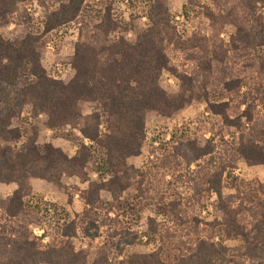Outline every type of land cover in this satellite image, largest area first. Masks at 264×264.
I'll return each mask as SVG.
<instances>
[{
  "label": "rangeland",
  "instance_id": "1",
  "mask_svg": "<svg viewBox=\"0 0 264 264\" xmlns=\"http://www.w3.org/2000/svg\"><path fill=\"white\" fill-rule=\"evenodd\" d=\"M191 1L193 3L187 14L183 12L187 0L166 2L176 29L171 42L166 37L168 40L164 44L170 65L176 66L180 72L184 70L193 75L199 72L205 76L212 68V81L206 88L207 98L211 103L221 104L227 102L229 99L226 96L230 95L232 114L241 104V98H238L234 88L238 81L245 84L241 93L249 88V102L259 105L256 100L259 94H264V76L258 73L253 63L259 53H264V49L248 56L234 54L231 38L235 29L227 23L226 14L233 10L238 0ZM91 4L83 16L90 15L96 22L104 5H112L114 18L123 28L122 36L130 44H134L137 35L149 26L146 17L149 0H91ZM218 6H223L226 11L223 16L219 15ZM53 9L51 0H17L14 8L11 2L0 5V38L13 42L21 41L29 34L36 36L39 39L36 48L48 76L67 84L75 76L72 62L80 26L77 24L79 22H74L45 34V23ZM210 12L214 18L210 17ZM49 45L53 50L48 49ZM57 65L62 67V75L57 73ZM159 85L172 95L180 89V83L167 71L162 73ZM77 107L82 116L98 112L94 103L80 102ZM206 108L207 104L202 98L169 117L155 112L146 113L141 153L127 159L124 165L126 169H134L127 172L129 187L117 203L108 193L101 192L99 201L94 200V207L90 209L86 206V201L90 199L88 192L102 181L96 173L101 149L105 152L109 150V142L105 140V124L100 127L102 138L99 144H91L82 138L74 125L63 126L55 120L56 125L52 127L46 115L33 104H27L21 117L13 122L12 127L20 128L22 132V138L14 145L15 150L25 152L31 147L50 145L61 150L68 160H58L51 165L44 155L39 158L30 156L26 172L17 175V178H22L26 174L29 180L24 198L26 214L23 222L35 237L42 238V245L46 248L61 244L56 221L76 220L77 237L71 242L77 251L88 252L89 264L97 259L103 246L109 248L111 264H129L135 255H149L158 250L161 252L158 264H175L179 254L196 237L214 243L210 264L260 263L253 261L249 255L250 246L260 236L257 248L264 256V228L259 221H254L248 211L242 212L239 217L235 214L224 215L218 208L215 194L205 191L206 179L210 174L207 165L211 166L207 162H226L231 158L232 148L238 145V132L219 118L208 117ZM258 111L264 114V106L259 105ZM198 121L205 123V126L209 124L210 130L203 128ZM212 135L215 137L212 158L188 166L190 155L179 151L180 144L195 139L205 146L204 141L212 138ZM82 143L90 147L88 153L85 151L81 154ZM5 146L0 140V150ZM81 158L83 160L80 161ZM1 178L0 173V228L8 224L1 203L6 202L18 189L16 183H3ZM102 178L107 179L105 173ZM222 186L226 199L238 193L246 204V201L260 199L264 194V166H249L243 159H238L232 177L224 176ZM46 211L54 222L43 220ZM153 221L161 237L157 236L155 242L148 243L144 235ZM90 222L98 226L95 239L86 237L83 232ZM196 222L201 223L197 231L194 228ZM91 232L93 234L96 230L92 229ZM126 232H136L141 239L135 245L119 251V235L124 236Z\"/></svg>",
  "mask_w": 264,
  "mask_h": 264
},
{
  "label": "trees",
  "instance_id": "2",
  "mask_svg": "<svg viewBox=\"0 0 264 264\" xmlns=\"http://www.w3.org/2000/svg\"><path fill=\"white\" fill-rule=\"evenodd\" d=\"M16 1L0 0V5L11 2L14 8ZM167 1L149 0L146 16L149 26L137 35L134 44H130L122 36L123 28L114 18L111 4L104 5L96 22L90 15L83 16L85 9L93 5L91 0H51L54 9L48 14L45 34L74 22H79L77 24L80 26L72 62L75 76L67 84L48 76L36 48L39 42L36 36L29 34L25 39L13 42L0 38V140L6 145L0 150V173L3 183L18 185L13 195L1 203L8 224L0 228V264H89L88 252L77 251L71 242L77 237L76 220L56 221L61 244L46 248L42 245V238L35 237L23 222L26 214L24 198L29 180L26 174L22 178H17V175L26 172L30 156L39 158L44 155L51 165L58 160H68L61 150L50 145L44 148L31 147L25 152L15 150L14 145L22 138V132L20 128L12 127L13 122L21 117L25 106L30 103L49 118L52 127L56 125L55 120L63 126L72 124L77 127L82 138L91 144H99L102 138L100 127L105 124V140L110 145L106 152L101 149L99 164L96 165V173L102 181L88 192L90 199L86 201V206L92 209L95 201H99L101 192L108 193L113 202L117 203L129 187L127 172L128 169H134H126L124 165L127 159L141 153L146 113L155 112L169 117L204 98L208 117L219 118L238 132V145L232 148L231 158L220 164L214 163V160L207 162L211 166L207 165L210 174L206 179L205 191L215 194L218 208L224 215L235 214L239 217L242 212L248 211L250 217L259 221L264 228V194L260 199L246 201V204L241 194L226 199L222 192L223 178L232 177L238 159H243L249 166H264V114L258 111L259 105L264 106V94L258 93L256 101L259 105H254L249 102L251 91L246 88L241 93L245 84L238 81L234 88L238 98H241V104L232 114L230 95L226 96L229 100L221 104L211 103L207 98L206 88L212 81V68L209 69V75L205 76L199 72L194 75L184 70L180 72L176 66L172 67L164 44L168 39L171 42L176 29L166 6ZM187 1L183 7L184 14L190 12L193 3ZM217 9L219 15L223 16L226 12L223 6ZM209 15L214 18L212 12ZM226 15L227 23L235 29L231 38L235 55L248 56L264 49V0H238L233 10ZM255 59L253 67L264 76V53H259ZM164 71L180 83L177 94H168L160 87L159 80ZM80 102L96 104L98 112L82 116L77 107ZM241 107L244 109L241 110ZM197 123L210 130L209 124L205 126L200 121ZM214 139L212 135V138L205 140V146H201L195 139L180 144L179 151L190 155L187 165L212 158ZM80 150L81 154L85 151L88 153L90 147L82 143ZM186 154L183 155L187 157ZM103 173L107 179L102 178ZM42 217L47 222L53 221L48 211ZM200 225L198 222L194 224L196 231ZM157 227L153 221L148 233L144 235L148 243L155 242L157 236H160ZM92 229L96 230L93 234ZM83 232L86 237L95 239L98 226L90 222ZM119 236V251L135 245L141 239L136 232H126L124 236ZM260 241L259 236L250 246L249 255L253 261L263 264L264 256L257 248ZM213 246L211 241L196 237L179 254L175 264H210ZM108 251L109 248L103 246L92 264H111ZM160 260L161 252L158 250L149 255H135L129 264H158Z\"/></svg>",
  "mask_w": 264,
  "mask_h": 264
},
{
  "label": "built area",
  "instance_id": "3",
  "mask_svg": "<svg viewBox=\"0 0 264 264\" xmlns=\"http://www.w3.org/2000/svg\"><path fill=\"white\" fill-rule=\"evenodd\" d=\"M48 49H49V50H53V47H51V46L49 45V46H48ZM56 71H57L58 74L62 75L63 69H62L61 66L57 65V66H56Z\"/></svg>",
  "mask_w": 264,
  "mask_h": 264
}]
</instances>
